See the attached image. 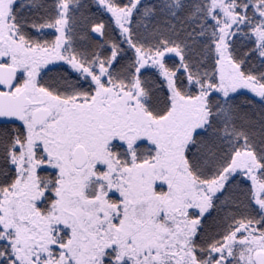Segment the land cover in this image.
Segmentation results:
<instances>
[{"label": "snow or ice", "instance_id": "snow-or-ice-1", "mask_svg": "<svg viewBox=\"0 0 264 264\" xmlns=\"http://www.w3.org/2000/svg\"><path fill=\"white\" fill-rule=\"evenodd\" d=\"M0 264H264V0H0Z\"/></svg>", "mask_w": 264, "mask_h": 264}]
</instances>
